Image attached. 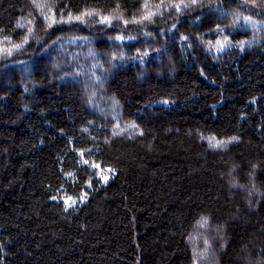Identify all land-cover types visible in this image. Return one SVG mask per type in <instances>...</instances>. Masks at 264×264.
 <instances>
[{
  "label": "trees",
  "instance_id": "1",
  "mask_svg": "<svg viewBox=\"0 0 264 264\" xmlns=\"http://www.w3.org/2000/svg\"><path fill=\"white\" fill-rule=\"evenodd\" d=\"M0 264H264V0H0Z\"/></svg>",
  "mask_w": 264,
  "mask_h": 264
},
{
  "label": "rangeland",
  "instance_id": "2",
  "mask_svg": "<svg viewBox=\"0 0 264 264\" xmlns=\"http://www.w3.org/2000/svg\"><path fill=\"white\" fill-rule=\"evenodd\" d=\"M92 166L95 169L97 176L100 177L102 180H106L108 178V176L110 175L111 171L109 168L102 167V166L97 165V164H93ZM84 197H85V194H82L80 196V198H74L71 196H64L63 198H64L65 202L67 203V205H69V204L75 205L78 202H80Z\"/></svg>",
  "mask_w": 264,
  "mask_h": 264
},
{
  "label": "snow or ice",
  "instance_id": "3",
  "mask_svg": "<svg viewBox=\"0 0 264 264\" xmlns=\"http://www.w3.org/2000/svg\"><path fill=\"white\" fill-rule=\"evenodd\" d=\"M246 19H248V18H246ZM204 223H207V221L205 220ZM201 226H203V224Z\"/></svg>",
  "mask_w": 264,
  "mask_h": 264
}]
</instances>
